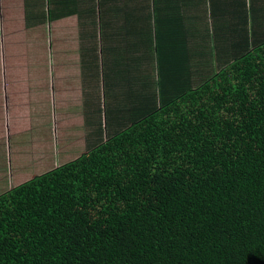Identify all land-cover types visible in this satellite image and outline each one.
Segmentation results:
<instances>
[{
    "label": "trees",
    "instance_id": "16d2710c",
    "mask_svg": "<svg viewBox=\"0 0 264 264\" xmlns=\"http://www.w3.org/2000/svg\"><path fill=\"white\" fill-rule=\"evenodd\" d=\"M43 1L36 11L26 0V20L77 10L104 50L112 27L117 53L140 60L139 0ZM167 4L143 14L181 15L184 58L190 2ZM213 13L215 70L195 86L180 71L172 93L153 91L145 105L138 95L142 105L106 115L94 146L0 193V264H264V0Z\"/></svg>",
    "mask_w": 264,
    "mask_h": 264
},
{
    "label": "crops",
    "instance_id": "0c3cea01",
    "mask_svg": "<svg viewBox=\"0 0 264 264\" xmlns=\"http://www.w3.org/2000/svg\"><path fill=\"white\" fill-rule=\"evenodd\" d=\"M155 1L158 5L157 8L153 7ZM200 1L205 3L202 13L203 26L197 27L193 21V26L195 27L193 34H195V38L193 37L191 40L192 44L188 42L189 45L185 48L184 58L181 56L180 43L183 42L181 40V32L190 25L186 21L182 22L181 15L178 13L175 15L172 22H170V19L167 18V28L165 30H161V34L159 36L161 43L159 45L163 46V50L162 62L160 64L161 77L159 80L162 82V95L172 93L174 87L177 86L173 83L172 79H174L177 83L181 82L180 71L184 72L182 80L187 84H193L195 86L198 84L200 77H202L201 75L207 71L212 72L217 67V64H215L213 59L211 63L202 66L200 55L197 54V51L199 49L202 50L205 42H208L209 44L211 43V36L208 40H205L204 36L207 32H211V26H213L212 15L214 16V3H218V8L215 6V10L218 11V13L215 15L221 18L227 13L228 0ZM165 3H168L167 10H173V0L136 1V6L140 8V10L136 11H138L137 13L142 14L140 15L136 13V15L140 16V19L133 23L138 31L137 37H139L140 33H150L151 27H154L155 24L153 19H149L143 14V10L145 8H151L152 12L156 9L161 11L164 10L163 5L166 7ZM179 21H181V23ZM107 38H109V42H107L109 49L105 48V54L100 61L101 63H105L107 66L106 71L103 74L102 84L97 82L94 83L91 77H95V75L88 71L85 73L88 77V82H85L84 79L79 81L77 80L78 73L71 69L73 64L79 66V64L86 63V56L90 49L94 50L96 48L97 51L102 50V45L105 42H102L99 30L90 32L77 44L67 47L66 49L71 50L68 57L65 56L63 48H60L59 57L47 58L50 62L52 61V64L53 62H56L58 66L57 68L53 67L52 72L53 75L55 73L54 76H47L50 81L48 87H35L34 89H36V92H32V82H40L41 80L35 79L37 77L32 75V73L28 75L25 74L27 78H23L21 75H16L14 77L15 79L12 80L11 85H7V79L9 76L3 75L4 91H2V94H4V108L8 113L5 118V125L3 126L4 134L6 132L5 148L7 149L5 150V155H7L8 152V160L13 157L23 162V167L20 168V171L29 172V170L26 169H32V160L36 163L34 164V167H36L37 170L47 171L46 167L49 165H52V167L49 168L52 169L64 162L76 158L80 154L84 153L88 148H91L99 142L102 132L101 121L105 119L106 115H117L118 113L127 114L130 103L134 102V97L137 98L139 95L136 91V87L138 85L142 86L143 94L146 93V96L153 91L157 92V77L153 67H149L151 77L148 80L140 78V74L144 69L143 66H140L143 62L142 53L139 55L141 57L140 60L133 63L131 60L133 53L129 54L128 57H123L117 53L116 50L118 49L115 42L114 29L112 27H109V29L107 28L105 41ZM187 40H189L188 35H186V41ZM44 41H46L47 45L49 44V33H47V36L46 34L44 35ZM152 41L153 37L151 35L150 42L153 45ZM110 43H112V45ZM139 47L141 49V46ZM154 47H156V43H154ZM134 55L137 57V53H134ZM145 63L147 65V60ZM198 66L199 70L194 72L192 75H189L190 70H194ZM32 76L35 77L32 78ZM54 77L58 80L54 81ZM127 79L128 82H126ZM138 80H141L143 84H135ZM122 84H125L123 90L120 89ZM6 88H9L8 92ZM47 90L48 94L46 98H44V105L46 107L49 106L48 96L51 92L55 96L54 104L56 105V108L53 110L54 130L50 131L53 132V135L55 136V151L53 152V158L55 159V157H59L60 162L58 163L54 162V159L52 160L51 157L49 160L47 159L48 156L51 155L45 151L44 142L46 143L48 136L42 134L43 125H40L38 132L32 131V127L37 126L34 121L43 119L42 116V118H37L32 121V114L35 112L32 106V98L33 102L35 101L39 104L43 98L38 100L36 95H45ZM133 90L135 91V94H133ZM6 93L10 94V101L14 103V106L7 102ZM102 103L103 105L101 107ZM106 105L107 114H102L101 110L105 109ZM57 109H63V119L57 117ZM79 116L80 121L78 120ZM12 118L16 119L18 123L10 125ZM69 118L71 119V125L78 123L77 127L72 128L74 129V133L67 131V129H70L67 126ZM104 127H106V125H104ZM11 137H16L17 140V142H12V145L9 142ZM0 150L3 155L1 147ZM44 154L46 156V163L40 164L41 157ZM25 156L29 158L28 161ZM21 177L29 176L27 174H17V178Z\"/></svg>",
    "mask_w": 264,
    "mask_h": 264
},
{
    "label": "rangeland",
    "instance_id": "374dc122",
    "mask_svg": "<svg viewBox=\"0 0 264 264\" xmlns=\"http://www.w3.org/2000/svg\"><path fill=\"white\" fill-rule=\"evenodd\" d=\"M181 1V0H178ZM27 2L30 4V8L38 11L41 7H45V2L43 0H27ZM189 10L188 18H191L197 27L203 26L202 21V13L205 7V3H202L200 0H189ZM42 3V4H41ZM215 4V3H214ZM42 5V6H40ZM217 6V5H215ZM214 6V7H215ZM40 7V8H39ZM153 7L157 8V2L155 1V4ZM82 7H78L77 9H81ZM26 14V0H0V147L3 150H0V192L6 191L9 189V187H13L19 183H22L25 180L32 178L35 175H38L45 171H39L34 167V164H36L32 160V169H26L29 170V172L26 171H20V168L23 167V162L19 159L10 158L8 160V152L7 155H5V142H6V132L4 134V125H5V118L7 116V112L4 108V94H2V91H4V78L3 75H8L9 78L7 79V85L12 84V80L15 79L14 77L16 75H21L23 78H27L25 74L35 75L40 82L33 81L32 82V92H36L35 87H48V84H50V81L48 80L47 76L53 75V67L57 68V63L50 60H47V58H53V57H59L60 54V48L64 50L65 56L68 57V55L71 53V50L66 49L67 47L77 44L80 40L83 39L86 35H88L90 32L96 30V26H90L89 24H83L80 25L81 22L84 21L85 16L83 18L80 17V13L76 10L72 14H68L67 11L63 14L61 12L60 18H53L49 21V23L44 22V20H39L37 17V13L34 15L37 18V21L35 17L32 16V20H26L25 18ZM154 14L156 17H158L157 9L154 11ZM83 16V15H81ZM212 17H214L212 15ZM216 18V17H214ZM213 18V23L215 20ZM165 22V20H162ZM156 24V30H165L167 28V23H161L160 20H157L155 22ZM217 27H220V24H216ZM131 29L133 32H131L132 37L137 38L138 31L135 28V26L132 24ZM195 28V27H193ZM215 29V28H214ZM194 31V30H193ZM193 31L187 30V35H191V37L195 38V34H193ZM154 32V27H151L150 33H140L139 34V45L141 46V53L143 62L140 66H143V71L140 74V78H143L145 80H148L151 77L150 69L149 67H153L154 72L157 77V87L159 88L157 91L159 93H163L161 89L162 82L159 80L161 77V69L160 64L162 62V45H156L154 47V41H152L153 45L150 42L151 34ZM49 33L50 36V42L47 45L46 41H44V35ZM218 33V32H217ZM210 35L204 36L205 40H208ZM155 41L160 44L161 40L160 38H155ZM192 44V43H190ZM189 43L187 44V46ZM221 46V43L219 42V36H214L212 38V43H208L206 50L199 49L197 51V54L200 55V61L201 65H207L211 63L213 59V55L217 53V49H219ZM105 54L104 49L102 50H96V48L90 49L87 54V61L84 64L72 65V68L74 71L78 73L77 80L84 79L85 82H88V77L86 76V72H90L95 77H91L94 83L102 84L103 81V74L106 71V64L101 63V59L103 58ZM122 56V55H121ZM147 60V65H146ZM139 66V67H140ZM32 68V69H31ZM199 70V66L194 69V72H197ZM84 74V75H83ZM207 72H205L203 76H206ZM55 75V73H54ZM53 75V76H54ZM35 76H32L35 77ZM133 78V75H132ZM129 79V78H128ZM128 79L126 82H128ZM58 79L54 77V81H57ZM142 82V81H141ZM125 84H122L120 89L123 90ZM9 88H6L8 92ZM106 90V89H105ZM136 91L139 95L144 97V103H146V93L143 94L142 86H137ZM7 94V102L14 106V103L10 101V94ZM48 94L45 92V95H36L38 97V100L43 98L39 104L37 102H33L32 98V106L35 110V112L32 114V121L37 118H42L34 121L37 126L32 127V131H39L40 125H43L42 128V134L47 135L46 143L44 142L45 151L50 153L51 156H48V160L50 157L52 160L54 159V151H55V136L54 133L50 130H54V117H53V110L56 108V105L54 104L55 96L51 92V94L48 96V104L49 106L46 107L44 105V98H46ZM133 94H135V91L133 90ZM138 97V96H137ZM134 106L132 109L142 105L140 101H137V98L134 97ZM103 103L101 104L102 107ZM73 106V105H70ZM63 109L59 110L57 109V117H60V119L64 118ZM128 110V109H127ZM102 114H107V105L105 106V109L101 110ZM67 126L70 129H67L68 132L74 133L73 127H77L78 123L71 125L70 118L68 119ZM78 120L80 121V116L78 117ZM16 119H11L10 125L17 124ZM51 127V128H50ZM10 144L12 142H17L16 137H11L9 140ZM12 145V144H11ZM26 160L28 161L29 158L25 156ZM54 162L58 163L60 162L59 157H55ZM46 163V156L45 154L41 157V163ZM38 164V163H37ZM53 164V163H52ZM52 165H49L46 167V170H49ZM17 172V173H16ZM27 174L29 177H21L17 178V174ZM16 174V175H15Z\"/></svg>",
    "mask_w": 264,
    "mask_h": 264
}]
</instances>
